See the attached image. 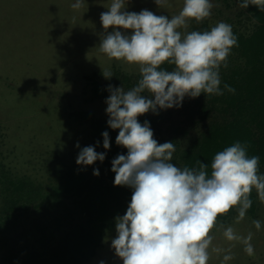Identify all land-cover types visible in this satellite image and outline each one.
I'll return each instance as SVG.
<instances>
[{"label": "clouds", "instance_id": "1", "mask_svg": "<svg viewBox=\"0 0 264 264\" xmlns=\"http://www.w3.org/2000/svg\"><path fill=\"white\" fill-rule=\"evenodd\" d=\"M84 2L76 0L71 7L79 10ZM154 2L160 8L171 6L169 0ZM127 3L111 0L108 11L100 15L106 34L99 51L109 59L138 65L141 76L127 91L108 86V125L119 130L116 144L127 149V155L112 161L114 185L133 189L126 213L116 217L117 235L111 247L123 264H208L211 252L223 254L222 264H227L234 258L232 249L237 243L251 257L254 234L240 235L232 226L217 225V218L235 208L236 223L244 220L253 203V190L264 203L260 157L249 156L248 143L236 141L214 155L210 174L208 164L200 160L196 167L180 168L171 162L174 144L158 143L149 122L138 120L149 111L178 108L186 96L224 95L220 68L228 67L231 50L238 46L237 36L225 22L210 30L188 31L189 21L200 23L211 16V0H183L179 14L170 18L147 9L129 12ZM249 5L264 11V0H238L242 9ZM165 64L174 65L173 70L163 68ZM102 75L109 79L113 73L105 70ZM224 88L235 93L227 84ZM102 135L103 147L109 149V134ZM104 159L105 153L87 146L80 150L76 163L89 166ZM252 223L260 230L259 220ZM213 229L222 230L229 247L213 246Z\"/></svg>", "mask_w": 264, "mask_h": 264}, {"label": "trees", "instance_id": "2", "mask_svg": "<svg viewBox=\"0 0 264 264\" xmlns=\"http://www.w3.org/2000/svg\"><path fill=\"white\" fill-rule=\"evenodd\" d=\"M223 2L238 6V0ZM236 17L242 27H232L238 46L231 50L228 67L220 68L224 95L186 96L178 108L149 111L138 118L141 124L149 122L158 143L174 144L171 162L180 168L196 167L200 160L208 164L210 174L214 155L240 141L248 143L249 156L260 157L259 171L264 174V11L249 5L240 8ZM213 26L208 19L191 20L189 31ZM162 67L171 71L174 65ZM107 71L113 73L109 79L102 71L84 77L88 85L83 92L85 103L106 101L109 85L127 91L141 78L140 73L128 74L118 67ZM225 84L235 93L228 92ZM69 116L87 126L86 141L74 154L50 152L42 161L40 177L15 176L0 165V264H87L101 248L104 233L115 229L116 217L126 213L133 189L115 186L111 170L118 155H127V149L116 144L119 130L109 127L108 118L86 111ZM105 131L109 149L103 147ZM87 146L105 153L104 161L78 165V154ZM250 199L253 203L246 215L256 218L259 199L255 190ZM237 215L233 208L217 218V225Z\"/></svg>", "mask_w": 264, "mask_h": 264}, {"label": "rangeland", "instance_id": "3", "mask_svg": "<svg viewBox=\"0 0 264 264\" xmlns=\"http://www.w3.org/2000/svg\"><path fill=\"white\" fill-rule=\"evenodd\" d=\"M75 2L0 0V165L12 175L40 177L42 161L50 152L70 155L80 149L76 145L86 141L87 126L70 118V112L86 111L109 119L105 100L83 101L86 75L113 67L140 73L138 65L109 59L99 51L106 34L100 15L108 11L111 0H85L79 10L71 7ZM211 2L214 7L208 22L242 28L236 17L239 6L229 3L228 7L223 0ZM169 4L160 8L154 0H128L126 10L139 13L147 9L170 18L179 14L183 0H169ZM237 216L223 225L243 236L251 231L255 254L248 256L237 243L232 249L234 258L227 264H264V203L259 201L256 218L246 215L236 223ZM253 220L261 222L260 230ZM210 234L213 246H230L222 230ZM116 235V229L106 231L101 248L87 264H123L111 247ZM222 261L223 254L211 252L208 264Z\"/></svg>", "mask_w": 264, "mask_h": 264}]
</instances>
